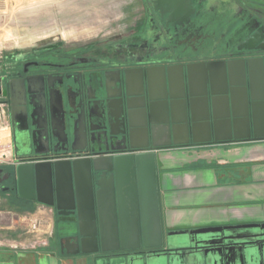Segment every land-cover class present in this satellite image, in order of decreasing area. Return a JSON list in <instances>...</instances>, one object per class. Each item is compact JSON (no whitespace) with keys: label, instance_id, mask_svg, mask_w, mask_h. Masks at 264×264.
Wrapping results in <instances>:
<instances>
[{"label":"flooded vegetation","instance_id":"1","mask_svg":"<svg viewBox=\"0 0 264 264\" xmlns=\"http://www.w3.org/2000/svg\"><path fill=\"white\" fill-rule=\"evenodd\" d=\"M138 1L125 33L86 46L58 44L19 51L0 72V100L6 103L15 164L91 156L89 149L74 148L83 141L77 134L75 137L71 123L81 112H89L91 117L100 114L105 92L119 93L115 81L120 85L124 74L134 84L148 70V82L153 86L161 82V65L200 61L190 65L191 80L196 82L209 71L220 70L223 60L264 57V0ZM259 81L260 74H254L252 84ZM129 89L140 90V86L130 85ZM257 118L250 113L249 125ZM220 121L221 125L227 123L225 117L216 119ZM249 125L244 123L241 131L251 133ZM13 167L0 166V179L7 175L0 181V194L18 195ZM100 176L101 172L93 170L80 173V192L90 185L94 188L98 180L109 182ZM156 204L154 200L144 206L148 210ZM131 209L134 211L133 205L123 207L122 212L128 215ZM66 211L56 213L64 219L77 215L76 209ZM94 213L105 215L107 209ZM163 241L169 239L164 235ZM176 245L169 250L141 246L106 254L123 262L130 258L135 264H264V230L257 228L227 225L214 233L187 235Z\"/></svg>","mask_w":264,"mask_h":264},{"label":"water","instance_id":"2","mask_svg":"<svg viewBox=\"0 0 264 264\" xmlns=\"http://www.w3.org/2000/svg\"><path fill=\"white\" fill-rule=\"evenodd\" d=\"M221 62L220 70L209 71L196 82L191 80L190 65L200 61L161 65L158 75L161 82L153 86L148 82V70L134 84L124 74L120 85L115 81L119 93L105 92L106 99L99 105L100 114L91 117L89 112H81L71 123L75 137L77 134L78 140L83 141L74 148L85 152L89 149L91 156L20 160L14 165L19 197L52 206L62 215L68 209L77 210L75 218L64 219L62 228L72 234L60 239L61 253L92 255V264H135L130 258L123 262L106 253L141 246L166 250L178 246L163 241L156 164L157 150L163 145L155 143L154 138L166 136L168 144L182 143L173 140L176 132L194 130L203 124L215 133L213 141L235 142L243 124L249 125L250 113L258 116L249 125L254 138L264 124V57ZM254 74H260L259 84H252ZM130 85L140 86V90L131 91ZM220 117L227 119L226 125L216 122ZM224 128L230 135L216 138L218 130ZM134 140L141 141L134 143ZM92 170L101 172L100 178L106 177L109 182L98 180L94 188L90 185L86 192H80L79 174ZM154 200L157 204L145 209V202ZM131 205L134 211L123 214L122 208ZM100 208L107 209V214L94 213ZM81 210L85 213L80 214ZM200 230L174 233L196 234ZM99 251L104 255H99Z\"/></svg>","mask_w":264,"mask_h":264},{"label":"crops","instance_id":"3","mask_svg":"<svg viewBox=\"0 0 264 264\" xmlns=\"http://www.w3.org/2000/svg\"><path fill=\"white\" fill-rule=\"evenodd\" d=\"M0 127L9 132L0 166L9 168L15 161L7 114ZM188 131L176 132L173 140L182 142L178 144H168L166 136L154 138L163 145L157 150L156 164L164 235L176 244L191 233L175 231L214 233L227 225L264 230V127L255 138L252 129L251 133L239 130L235 142L213 141L215 133L203 124ZM227 133L226 128L218 130L216 138H225ZM208 138L212 140L198 142ZM6 212L20 228H28L25 218L30 216L38 217L41 227L32 233L0 225V264H92V255L61 253L60 239L70 230L62 228L66 221L54 207L1 193L0 222Z\"/></svg>","mask_w":264,"mask_h":264},{"label":"rangeland","instance_id":"4","mask_svg":"<svg viewBox=\"0 0 264 264\" xmlns=\"http://www.w3.org/2000/svg\"><path fill=\"white\" fill-rule=\"evenodd\" d=\"M138 4V0H0V72L19 51L58 44L86 46L117 37L125 33ZM8 133L0 127V160L9 143ZM11 217L6 212L0 225L27 230L19 222L12 223Z\"/></svg>","mask_w":264,"mask_h":264},{"label":"built area","instance_id":"5","mask_svg":"<svg viewBox=\"0 0 264 264\" xmlns=\"http://www.w3.org/2000/svg\"><path fill=\"white\" fill-rule=\"evenodd\" d=\"M6 103L2 102L0 100V108H1V114H0V124L4 125V115H6ZM26 222H27V226H28V231L32 232V233H36L40 227H41V220L36 217V216H30V217H26L25 218Z\"/></svg>","mask_w":264,"mask_h":264}]
</instances>
